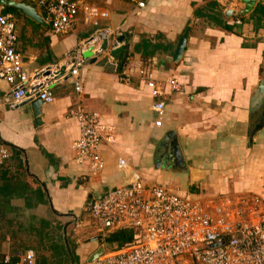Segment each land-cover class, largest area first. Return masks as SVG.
Returning a JSON list of instances; mask_svg holds the SVG:
<instances>
[{
    "label": "crops",
    "instance_id": "obj_1",
    "mask_svg": "<svg viewBox=\"0 0 264 264\" xmlns=\"http://www.w3.org/2000/svg\"><path fill=\"white\" fill-rule=\"evenodd\" d=\"M83 1L109 11L98 24L114 29L110 44L123 47L115 58H126L127 78L119 79L105 54L90 52L75 79L65 75L50 83L52 101L40 104L38 118L28 103L0 102V145L9 152L0 163V264H24L26 251L34 253V264H85L100 246L104 252L124 249V233L100 230L87 206L135 178L193 199L264 198V0L243 16L240 0H141L142 8L128 0ZM9 11L14 49L30 75L64 65L65 53L93 30L80 14L71 31L52 33L43 20ZM187 26L182 55L174 61ZM136 62L162 83L159 97L138 75ZM74 80L81 84L79 93ZM11 91L0 79V99ZM156 100L164 103L160 126L154 124ZM77 106L98 112L114 129V143L98 146L103 168L96 175L86 162L72 159L79 132L70 110ZM170 131L184 160L179 167L168 147H160Z\"/></svg>",
    "mask_w": 264,
    "mask_h": 264
},
{
    "label": "built area",
    "instance_id": "obj_2",
    "mask_svg": "<svg viewBox=\"0 0 264 264\" xmlns=\"http://www.w3.org/2000/svg\"><path fill=\"white\" fill-rule=\"evenodd\" d=\"M42 13V20L52 33L71 31L80 14L83 21L93 25L89 36L77 43L64 55V74L56 77L55 69L41 76L30 75L22 68L20 55L15 52L16 30L13 16L0 3V79L12 85L8 98L0 99L10 107L27 98H39L44 103L52 101L49 85L55 79L69 75L74 79L84 62L83 52L103 53L107 63L118 72L120 78L124 60L119 61L111 52L117 45L110 44L115 31L109 25L98 24L109 17V11L83 0H32ZM142 8L141 0H128ZM105 42L104 49L100 45ZM135 70L147 81L154 97L162 94L161 82L152 78L148 66L134 63ZM176 88L173 79L163 81ZM79 93L81 84L74 80ZM156 113L154 124L160 126L164 112L162 100L152 106ZM78 126V137L71 144L72 159L87 163L90 175L98 174L103 161L98 146L111 145L115 141L114 129L102 121L96 111L79 106L70 110ZM9 157L6 147L0 145V163ZM124 167L126 161L118 159ZM91 219L102 231L131 229L136 242L115 252L102 255L85 264H264V198L258 196L221 194L215 197L193 199L181 196L162 184L143 182L135 178L128 185L116 186L92 198L87 206ZM81 223H75L79 228ZM24 264H34V253L21 255ZM7 263V257L3 258Z\"/></svg>",
    "mask_w": 264,
    "mask_h": 264
},
{
    "label": "water",
    "instance_id": "obj_3",
    "mask_svg": "<svg viewBox=\"0 0 264 264\" xmlns=\"http://www.w3.org/2000/svg\"><path fill=\"white\" fill-rule=\"evenodd\" d=\"M257 0H240V2L243 5V9L238 11V15L239 16H243L247 13H249L253 6L255 5ZM0 3L4 4L8 9H12L14 12H17L21 15L26 16V18H30L36 22L39 23H43L42 21V13L39 10V8L36 6V3L32 0H29L28 2L25 1H18V0H0ZM230 12L228 11L226 14H229ZM190 27L187 26L185 28V30L183 31V33L180 35V37L177 40L175 49H174V53H173V60L177 61L180 59L185 43H186V39L189 33ZM123 38V35H119L117 37V41L120 42ZM106 46V43L103 42L100 45V49H104V47ZM122 46L116 47L115 49L112 50L111 54L113 57H117L118 53L120 52V50L122 49ZM90 51L86 50L83 52V56L84 57H90ZM92 61H95V59H92ZM65 71V65H61L59 67H57V69H55V71H53V73H55L56 77H60L64 74ZM51 73L50 71V67H46L41 71V76H46L49 75ZM66 77V76H65ZM28 103L33 117L36 119L38 118V114H39V106L42 103V101L39 98H27L24 101H22L19 105H23ZM162 145H160V147H164L167 146L169 151V159L174 163L175 167H179L181 165H183L184 160L182 158V153L180 152L179 146L177 144V140L175 138L174 133H172V131L167 132L166 135H164V137L162 138ZM160 162V160H159ZM104 246H100L94 253H92L90 255V257L88 258V261H92L93 259L97 258L98 256L102 255L104 253ZM87 261V262H88Z\"/></svg>",
    "mask_w": 264,
    "mask_h": 264
},
{
    "label": "trees",
    "instance_id": "obj_4",
    "mask_svg": "<svg viewBox=\"0 0 264 264\" xmlns=\"http://www.w3.org/2000/svg\"><path fill=\"white\" fill-rule=\"evenodd\" d=\"M10 10V9H9ZM264 11V10H263ZM256 12H257V9H254L251 13V16L254 17L256 16ZM16 13V12H15ZM120 231H122L124 234V238L122 239V246L123 247H126L134 242H136V239L133 237V232L131 231V229H128V228H123L122 230L119 229ZM115 231H118V230H115Z\"/></svg>",
    "mask_w": 264,
    "mask_h": 264
},
{
    "label": "rangeland",
    "instance_id": "obj_5",
    "mask_svg": "<svg viewBox=\"0 0 264 264\" xmlns=\"http://www.w3.org/2000/svg\"><path fill=\"white\" fill-rule=\"evenodd\" d=\"M21 15V14H20ZM22 16H24V15H22ZM26 17V16H25ZM103 245H105V244H103Z\"/></svg>",
    "mask_w": 264,
    "mask_h": 264
},
{
    "label": "bare ground",
    "instance_id": "obj_6",
    "mask_svg": "<svg viewBox=\"0 0 264 264\" xmlns=\"http://www.w3.org/2000/svg\"><path fill=\"white\" fill-rule=\"evenodd\" d=\"M7 10H9V9L7 8Z\"/></svg>",
    "mask_w": 264,
    "mask_h": 264
},
{
    "label": "flooded vegetation",
    "instance_id": "obj_7",
    "mask_svg": "<svg viewBox=\"0 0 264 264\" xmlns=\"http://www.w3.org/2000/svg\"><path fill=\"white\" fill-rule=\"evenodd\" d=\"M14 13V12H13Z\"/></svg>",
    "mask_w": 264,
    "mask_h": 264
}]
</instances>
